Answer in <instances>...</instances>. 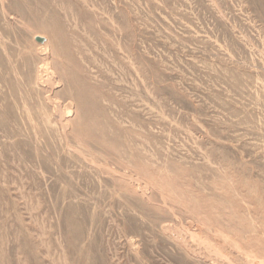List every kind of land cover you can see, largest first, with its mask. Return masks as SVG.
<instances>
[{
  "label": "rangeland",
  "instance_id": "374dc122",
  "mask_svg": "<svg viewBox=\"0 0 264 264\" xmlns=\"http://www.w3.org/2000/svg\"><path fill=\"white\" fill-rule=\"evenodd\" d=\"M0 264H264V0H0Z\"/></svg>",
  "mask_w": 264,
  "mask_h": 264
}]
</instances>
